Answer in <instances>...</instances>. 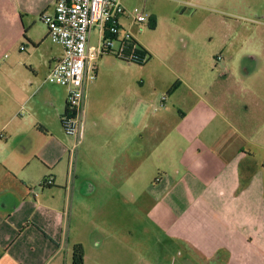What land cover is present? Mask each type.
<instances>
[{"label": "crops", "instance_id": "crops-1", "mask_svg": "<svg viewBox=\"0 0 264 264\" xmlns=\"http://www.w3.org/2000/svg\"><path fill=\"white\" fill-rule=\"evenodd\" d=\"M38 1L41 12L54 13L57 0ZM156 1L122 3L131 12L141 4L139 11L148 12L150 22L157 19L154 28L149 22L157 30ZM243 1L172 2L176 11L183 5L205 10L213 2L234 15ZM129 21L119 19V38L131 34L150 54V62L154 58L151 48L125 28L123 22ZM95 30L89 39L92 50L99 46L98 28L97 42L91 44ZM22 48L20 56L26 49L30 52L24 61L19 56L16 66L26 69L9 83H0V264H73L77 245L84 250L83 264H153L130 238V224L147 211V197L153 200L147 214L151 226L170 247L162 250L158 262L167 258L172 262L173 255L179 256L183 249L201 264H264V119L261 123L260 118L251 117L248 152L241 143V112L233 102L219 98V110L197 103L186 114L177 108L176 114L173 92L181 87L180 82L164 98L159 114L158 121L170 127L169 134L162 139L159 125L148 137L147 109L157 95L149 99L115 91L108 99L110 85L101 82L103 56L114 55L105 53L95 62V83L87 87L84 139L75 150L74 173L70 174V158L65 161V157L75 141L70 137L69 144L59 140L66 136L61 118L67 111L68 93L65 87L47 81L63 48L50 40L47 27L40 36L31 32ZM231 81L239 83L237 78ZM190 92L198 94L192 86ZM252 97L253 110L264 115V96L255 92ZM188 101L179 104L185 106ZM181 140L194 147L199 143L188 161V172L178 179V169L148 181V149L155 156L166 143L172 158L171 151H176ZM259 149L262 156L255 152ZM50 177L53 185L41 186ZM182 178H188L186 186ZM125 214L126 223L117 219Z\"/></svg>", "mask_w": 264, "mask_h": 264}, {"label": "rangeland", "instance_id": "rangeland-1", "mask_svg": "<svg viewBox=\"0 0 264 264\" xmlns=\"http://www.w3.org/2000/svg\"><path fill=\"white\" fill-rule=\"evenodd\" d=\"M172 1L174 2V0L155 2V5L159 3L157 30L149 27L148 12H145L147 22L132 23L131 19L128 23L123 22L126 29L134 31L142 45L151 48L154 58L147 64L139 65L114 56H103L104 69L101 82H108L110 85L107 88L108 99H111L110 95L115 91L122 92L125 96H144L149 99L157 95V100L151 102L147 109V132L148 137L153 136L155 128L160 125L161 138L165 139L169 134L167 129L170 127L158 121L159 114L164 109L166 102L164 98H169L171 96L169 92L175 90L177 88L175 86L178 84L180 86L182 82L181 87L178 86L179 88L173 92L175 105L172 108L176 114L178 115L177 108L186 114L190 108L194 110L197 103H200L201 108L206 106L207 110H214V107L219 110L222 104L219 98L233 102L241 112L243 125L241 143L249 152L251 117L260 118L261 123L264 119V115L257 109L253 110V102H251L255 92L259 96H264V0H245L237 5L234 15H228L221 4L213 2L205 7V10L195 5H183L180 7L181 10L176 11L177 5ZM41 6L38 0H0V83L6 81L9 83L26 69L23 66H16L20 56L19 49L22 50V45H26L31 32L40 36L46 30L41 16L44 13L52 14L41 12ZM185 7L187 11H184ZM134 8L143 9L141 4H137ZM96 31L97 27L92 35V45L97 42ZM25 52L20 56L22 61L30 50L26 49ZM220 56L222 59L218 60ZM225 75L227 76L224 77ZM235 78L239 83L231 81ZM115 80L118 82L111 86ZM91 83H95V80ZM190 86L195 89L197 95L190 92ZM2 99H4L3 95ZM185 99L189 100L187 105H180L179 101ZM254 112L257 115H254ZM180 121L178 120L176 125ZM63 136L59 140L67 144L71 137L68 138L64 134ZM156 136L158 138L159 135ZM196 143L194 147L187 141L182 143L181 140L176 151H171L172 158L166 149V143L163 152L155 156L152 155V150L148 149L146 161L148 181L178 169L181 172L177 178L180 179V176L185 175L191 168L189 162L199 147V143ZM255 152L260 156L263 154L261 149ZM68 156L70 158L67 151L65 161H68ZM188 183V178L181 179L182 185L186 186ZM144 201L148 207L147 211L141 213L137 221L130 224L132 245L134 243L135 246L138 242L147 260L153 264H201L198 261L193 262L191 256H188L183 249L179 256L173 255L172 262L169 258L167 262H158L162 250L170 247L164 244L161 233L151 226L147 217L153 200L147 197ZM128 218L127 214L123 218L121 215L117 216L119 221H125L123 223H126Z\"/></svg>", "mask_w": 264, "mask_h": 264}, {"label": "built area", "instance_id": "built-area-1", "mask_svg": "<svg viewBox=\"0 0 264 264\" xmlns=\"http://www.w3.org/2000/svg\"><path fill=\"white\" fill-rule=\"evenodd\" d=\"M121 17L131 19L132 23L147 22L141 11L126 10L122 0H57L54 13L41 16L50 40L63 48V56L51 68L47 81L65 87L68 93L67 111L61 123L64 133L75 141L70 150V174L74 173L75 150L84 139L87 87L96 78L95 62L105 53L129 62L147 58H141L131 34L119 38ZM95 27L100 32L99 46L92 50L89 39ZM132 39L135 42L130 44ZM53 182L50 177L41 186H51Z\"/></svg>", "mask_w": 264, "mask_h": 264}, {"label": "trees", "instance_id": "trees-1", "mask_svg": "<svg viewBox=\"0 0 264 264\" xmlns=\"http://www.w3.org/2000/svg\"><path fill=\"white\" fill-rule=\"evenodd\" d=\"M154 26H155V21L152 19V21L150 22V27L154 28ZM133 42H135L134 39H132L130 41V44ZM136 44L138 45L137 52L140 54L141 58H143V57H147V58L145 59V61L139 60V61H135L133 63L139 64V65H144L150 60V54L139 43L136 42ZM122 60L126 61L124 59H122ZM127 62H129V61H127ZM83 263H84V250H83L81 245H77L74 247V251H73V264H83Z\"/></svg>", "mask_w": 264, "mask_h": 264}]
</instances>
